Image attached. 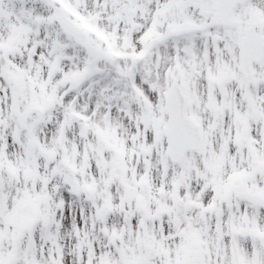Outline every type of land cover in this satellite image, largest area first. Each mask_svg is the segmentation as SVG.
I'll return each instance as SVG.
<instances>
[{"label":"snow or ice","instance_id":"snow-or-ice-1","mask_svg":"<svg viewBox=\"0 0 264 264\" xmlns=\"http://www.w3.org/2000/svg\"><path fill=\"white\" fill-rule=\"evenodd\" d=\"M0 264H264V0H0Z\"/></svg>","mask_w":264,"mask_h":264}]
</instances>
